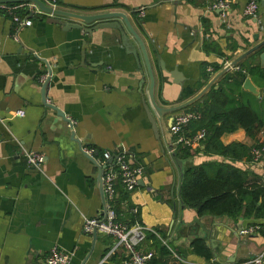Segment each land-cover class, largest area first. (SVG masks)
<instances>
[{"label":"crops","instance_id":"0c3cea01","mask_svg":"<svg viewBox=\"0 0 264 264\" xmlns=\"http://www.w3.org/2000/svg\"><path fill=\"white\" fill-rule=\"evenodd\" d=\"M217 1L230 5L225 16L210 8ZM249 1L59 0L57 9L65 12L87 16L121 12L129 18L146 47L155 77V101L161 108L188 102L226 64L240 60L199 101L164 120L148 97L150 77L141 48L121 20L115 22L137 56L127 52L119 30L98 29L90 35L85 29H66L65 24L78 23L51 16L33 4L19 11L33 25L17 32L0 5V264H45L55 247L73 253L72 264H123L121 253L104 262L111 237L97 233L94 238L84 232L85 220L102 214L104 198L99 169L82 148L95 149L99 157L107 151L126 155L144 167L146 173L134 192L124 193L118 186L120 198L126 194L119 219L146 228L145 247L155 257L159 252L153 232L157 242L170 250L168 264H234L264 252V235H239L241 228L264 219L200 216L181 198L184 171L208 163L230 164L247 175L248 187H264V154L255 164L247 157L234 160L202 147L184 159L170 154L175 138L170 144L166 132L171 118L193 111L202 114L201 109L224 94L225 112L250 107L263 125L251 139L238 124L235 131L221 136L222 144L264 147V46L249 53L264 43V0H257V19L244 15ZM10 5L14 4L5 6ZM50 69L43 94L41 80ZM248 78L257 94L244 89ZM145 104L156 119L158 138ZM200 127V121L191 123L187 137L204 130ZM28 153L43 155L42 166L30 167ZM131 208L138 210L137 215L130 213ZM187 227L191 229L183 232ZM197 239L216 244L219 257L212 248H208L211 260L196 255L192 243Z\"/></svg>","mask_w":264,"mask_h":264},{"label":"built area","instance_id":"2783aa9c","mask_svg":"<svg viewBox=\"0 0 264 264\" xmlns=\"http://www.w3.org/2000/svg\"><path fill=\"white\" fill-rule=\"evenodd\" d=\"M44 5L57 9L59 0H40ZM187 1V0H185ZM32 3H18L10 6H2L6 12L12 17L16 25V31L19 32L25 27H31L33 20L28 17H21L20 10H25ZM33 6H36L33 4ZM212 10H219L225 16V12L229 11L230 5L225 1H217L211 4ZM20 11V12H19ZM259 11V2L250 0L244 10V15L253 19H257ZM230 64H226L228 67ZM212 72V69L208 70ZM48 76L42 78L41 82L45 83ZM18 116H24V112H18ZM202 120L200 112H186L177 115L172 122L170 132L175 138L173 149L170 154L176 152L177 147H195L199 146L205 140L206 132L201 130L192 137H187L186 128L193 122ZM72 127V126H71ZM83 153L90 159L94 160L95 166L100 170L102 168V192L104 198L103 212L98 217L86 219L84 223L85 234H102L113 239V243L109 249L106 259H110L116 254H123V264H151L156 254L153 251L146 250L147 230L142 225L128 224L120 221L117 211L118 205L121 204L118 186L123 188L127 194L134 192L139 186L142 177L145 175V169L142 166L134 165L126 155H117L109 151L104 152L102 157L98 156L95 149L82 148ZM264 154V147L254 148L251 151L252 163L259 164ZM26 160L30 167L39 168L45 161L41 154L28 153ZM130 213L137 215L138 210L131 208ZM155 236L157 234L153 232ZM241 237H253L264 235V222L254 224L239 230ZM74 259L73 253L66 252L57 247L53 248L45 260V264H72ZM234 264H264V252L253 259Z\"/></svg>","mask_w":264,"mask_h":264},{"label":"trees","instance_id":"16d2710c","mask_svg":"<svg viewBox=\"0 0 264 264\" xmlns=\"http://www.w3.org/2000/svg\"><path fill=\"white\" fill-rule=\"evenodd\" d=\"M218 95L213 99L215 102L212 106L207 105L205 110H200L203 111L200 129H204L207 133L203 144L200 147H177L176 153L179 157L192 158L203 147L205 152L222 155L225 158L234 160H240L243 157L252 158V149L244 144L224 146L220 138L224 133L235 131L238 124H241L247 129L248 137L254 139L255 132L263 124L250 107L225 112L223 108L227 106L228 99L224 94ZM219 123L220 126H218ZM255 148H262V146ZM125 195L121 196L120 201L126 199ZM181 198L185 205L195 209L200 216L209 214L232 218L242 216L264 219V187H248L247 175L230 164L208 163L186 169L183 174ZM152 239L158 248L159 256L155 257L151 264H168L166 259L170 255V250L157 242L155 235H152ZM192 249L196 255L207 260L212 259L204 241L195 240L192 243Z\"/></svg>","mask_w":264,"mask_h":264},{"label":"water","instance_id":"95a60500","mask_svg":"<svg viewBox=\"0 0 264 264\" xmlns=\"http://www.w3.org/2000/svg\"><path fill=\"white\" fill-rule=\"evenodd\" d=\"M15 3H32L35 4L42 12L47 13L51 16H57V17H62L65 19H70L73 20L75 22H77L78 24H65V28L66 29H85V32H87L88 34H93L94 31L98 30V29H115V30H119L122 34V44L123 46L126 48L127 52L137 56L136 52L134 50H131L130 48V43H129V38L127 35H125L120 27V24L118 22H115V20H121L125 26L127 27L128 32L133 36V38L138 42L140 48H141V52L144 58V62L146 65V68L148 70L149 73V77H150V87H149V91H148V97L150 99L151 105L153 107V109L155 110L157 116L164 120V118L168 115H171L175 112H179L181 110L186 109L187 107L195 104L197 101H199L208 91L209 88L212 87V85L219 79L221 78L226 72H228L231 68L235 67L240 60H236L235 62L231 63L228 67H226L220 74H218V76H216L212 82H210L208 84V86L202 91L200 92L197 96H195L194 98H192L191 100H189L188 102L175 106V107H170V108H161L157 105L156 101H155V77H154V73L152 71V66H151V62L150 59L148 57V53L146 51V47L144 45V42L142 41V39L138 36V34L136 33V31L134 30L133 26L130 23L129 18L121 13V12H106V13H102V14H96V15H80V14H75V13H70V12H65L62 10H58V9H53L50 8L46 5L43 4L42 1L40 0H0V5H6V4H15ZM86 27H91V28H86ZM264 46V43L259 45L258 47L254 48L251 52H255L259 49H261ZM138 60V59H137ZM261 60L264 63V53L261 55ZM139 62V60H138ZM91 67H96L95 65H92ZM48 79L46 80V82L44 84H42V88H43V94H46V90H47V86H48V82L50 81V78L52 76V70L50 69V71L48 72ZM171 75L173 77L176 76L175 72H172ZM244 89L252 92L254 94H257V90L254 87V85L252 84L251 80L248 78L246 79L245 83H244ZM46 99L44 98V103ZM52 108H54L53 106H50ZM145 110L148 116V119L152 125L153 131L156 135V137H159V130H158V126H157V122L156 119L154 118V116L152 115L150 108L147 104H145ZM57 110V108H55ZM59 116H61L62 118H64L65 120L66 115L60 111L57 110ZM68 123L73 127V124L70 120H67ZM172 122H173V118L170 119L169 125L167 127V135L169 136L170 139V144L173 142V136L170 132V129L172 127ZM75 137V134L73 135ZM173 149V147H172ZM173 155L175 156V153H173ZM91 161L94 162V160L91 158ZM177 161V163L179 164V167L182 169V165L179 162V160L175 159ZM100 176H99V186L102 192V168H100L99 170ZM102 196H103V192H102ZM191 229L190 227L187 228H183V232H185L186 230ZM206 237V236H205ZM204 237V238H205ZM94 238H97V233H94ZM207 248H212V251L214 253L215 257H219V254L217 252V246L216 244H210V243H205Z\"/></svg>","mask_w":264,"mask_h":264}]
</instances>
